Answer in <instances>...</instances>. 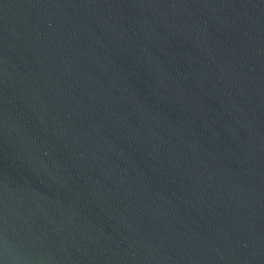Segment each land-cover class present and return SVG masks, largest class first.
<instances>
[{"label":"water","instance_id":"95a60500","mask_svg":"<svg viewBox=\"0 0 264 264\" xmlns=\"http://www.w3.org/2000/svg\"><path fill=\"white\" fill-rule=\"evenodd\" d=\"M0 264H264V0H0Z\"/></svg>","mask_w":264,"mask_h":264}]
</instances>
